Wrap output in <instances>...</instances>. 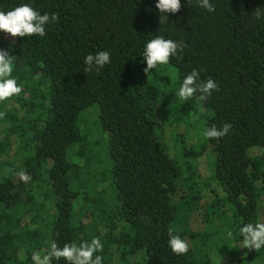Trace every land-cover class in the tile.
Instances as JSON below:
<instances>
[{
  "label": "trees",
  "instance_id": "1",
  "mask_svg": "<svg viewBox=\"0 0 264 264\" xmlns=\"http://www.w3.org/2000/svg\"><path fill=\"white\" fill-rule=\"evenodd\" d=\"M157 2L0 0V11L28 3L59 15L44 37L0 35L22 86L0 102V264H33L53 242L93 238L102 264H264V247H240V228L264 222V0H210L214 12L180 0L161 24ZM156 36L187 47L145 74ZM99 51L110 63L86 73L85 57ZM193 69L218 84L206 101L176 94ZM94 103L104 158L79 126ZM225 123L223 138L204 136ZM201 161L211 169L203 179ZM179 187L185 195L173 198ZM170 230L186 254L172 252Z\"/></svg>",
  "mask_w": 264,
  "mask_h": 264
},
{
  "label": "clouds",
  "instance_id": "2",
  "mask_svg": "<svg viewBox=\"0 0 264 264\" xmlns=\"http://www.w3.org/2000/svg\"><path fill=\"white\" fill-rule=\"evenodd\" d=\"M190 2L191 0H189ZM197 2L208 12L215 11V6L210 3V0H197ZM181 7L180 0H158L156 8L161 13L160 24L168 20V13L175 14L180 11ZM253 14L257 19H260L262 11L258 8ZM58 20L57 13L41 14L30 4L23 3L7 12L0 11V32L9 34L11 37H44L46 35L45 26L52 22H58ZM185 47L187 45L184 41L165 39L163 36H156L155 39L149 40L143 52L147 65L144 68L145 74L160 65H167L170 57L182 53ZM110 59V53L107 51H99L95 55L88 54L84 59V63L87 65L84 71L86 73L93 70L99 72L106 64L110 63ZM14 60L15 56L10 55L7 50L0 49V102L22 92V86H18L16 78L12 77ZM216 90H218V84L213 79L202 81L199 71L193 69L190 74L184 77L176 94L181 100L187 101L199 93L198 99L203 102ZM231 129L230 123H225L220 128L212 125L204 130V136L209 139L223 138ZM20 176L24 181L30 179L23 172ZM240 233L243 237L240 247L256 251L264 247V222L248 223L240 228ZM168 235L170 237L168 245L174 254L183 255L189 251V244L186 240L181 239L179 235L172 234L171 230ZM228 236L231 237L232 233L229 232ZM103 247L99 238H93L90 242L85 241L79 245L65 243L62 248L53 242L47 253L41 255L39 252H33L31 259L33 264H53L54 259L57 261L62 259L66 264H102L103 257L96 253L102 252Z\"/></svg>",
  "mask_w": 264,
  "mask_h": 264
},
{
  "label": "rangeland",
  "instance_id": "3",
  "mask_svg": "<svg viewBox=\"0 0 264 264\" xmlns=\"http://www.w3.org/2000/svg\"><path fill=\"white\" fill-rule=\"evenodd\" d=\"M0 35L2 37H7V38H11V39L13 38L9 34H6L4 32H0ZM172 98L175 99L174 96H172ZM175 103H176V101H175ZM175 111L173 110L170 113H172L174 115ZM171 118L172 117H169L168 119L170 120ZM169 120H167V122H169ZM196 120H198V118H196ZM79 126H80L82 133L84 135H87L88 141L91 142L92 144L96 143L95 145L93 144V147L97 150L98 158L107 157V144H106L107 134L105 132H103L101 129L99 117H98V107H97L96 103L92 104L91 106H89L87 109H85L81 113ZM166 136H167V134H165V137ZM166 138H168V137H166ZM169 143L171 144L172 141L169 140ZM212 155L213 156L211 158V165L213 166L212 160H213V157L215 156V154L212 153ZM99 166L101 169L102 168L101 164ZM197 171H198L199 177L203 179L205 176H207L211 172V169H208L205 162L201 161L197 165ZM179 176H180V174H179ZM179 176H178V178H179ZM178 178H177V180H178ZM103 184L105 186H107V182H103ZM218 190H219V188L217 187V189H216L217 196L219 198H222L223 196L220 194V191H218ZM179 192H181L185 195V189L182 187H179L178 191L174 194L173 198L178 197ZM210 196H211L210 189L206 188V190L203 191V193H202V202L208 203ZM226 203H227V201L223 199V202L221 204L223 205V207H225V206L228 207V205ZM222 205H220V208L222 207ZM190 206H191V208H194L195 204L191 203Z\"/></svg>",
  "mask_w": 264,
  "mask_h": 264
}]
</instances>
